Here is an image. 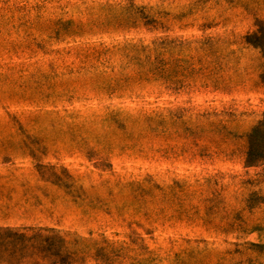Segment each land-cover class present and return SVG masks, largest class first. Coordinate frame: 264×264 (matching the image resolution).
I'll return each instance as SVG.
<instances>
[{"label":"rangeland","instance_id":"1","mask_svg":"<svg viewBox=\"0 0 264 264\" xmlns=\"http://www.w3.org/2000/svg\"><path fill=\"white\" fill-rule=\"evenodd\" d=\"M258 31L264 0H0V230L73 264H264Z\"/></svg>","mask_w":264,"mask_h":264},{"label":"trees","instance_id":"2","mask_svg":"<svg viewBox=\"0 0 264 264\" xmlns=\"http://www.w3.org/2000/svg\"><path fill=\"white\" fill-rule=\"evenodd\" d=\"M261 31L254 35L259 47ZM264 78V76H263ZM264 158V121L248 134V164ZM0 264H73L63 239L52 234L36 233L26 235L13 230H0Z\"/></svg>","mask_w":264,"mask_h":264}]
</instances>
